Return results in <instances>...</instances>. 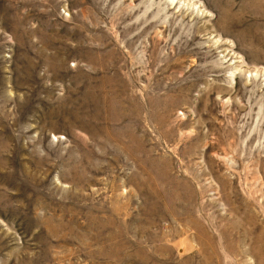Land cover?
Segmentation results:
<instances>
[{"label": "rangeland", "instance_id": "374dc122", "mask_svg": "<svg viewBox=\"0 0 264 264\" xmlns=\"http://www.w3.org/2000/svg\"><path fill=\"white\" fill-rule=\"evenodd\" d=\"M0 264H264V0H0Z\"/></svg>", "mask_w": 264, "mask_h": 264}]
</instances>
